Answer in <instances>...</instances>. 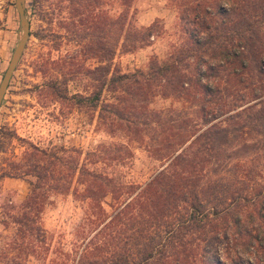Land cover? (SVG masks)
Returning <instances> with one entry per match:
<instances>
[{
  "label": "rangeland",
  "instance_id": "rangeland-1",
  "mask_svg": "<svg viewBox=\"0 0 264 264\" xmlns=\"http://www.w3.org/2000/svg\"><path fill=\"white\" fill-rule=\"evenodd\" d=\"M82 1L26 0L30 37L0 106V264H119L125 253L139 258V244H124L132 232L126 220L108 225L138 188L100 190L89 198L85 171L142 187L167 165V155L191 146L206 127L201 90L144 81L151 61L169 60L184 39L175 0L129 1L133 21L125 23L157 25L148 44L136 48L118 35L120 0ZM20 35L15 0H0V81ZM98 41L113 50L107 60L94 54ZM192 67L183 66L181 74L193 83ZM118 74L128 78L115 83ZM220 87L228 97L236 89L224 73ZM99 92L97 101L83 99ZM31 156L52 160L53 174L26 170ZM244 161L257 166L255 177L264 185V174L258 176L264 158ZM141 201H130L128 217Z\"/></svg>",
  "mask_w": 264,
  "mask_h": 264
},
{
  "label": "trees",
  "instance_id": "trees-1",
  "mask_svg": "<svg viewBox=\"0 0 264 264\" xmlns=\"http://www.w3.org/2000/svg\"><path fill=\"white\" fill-rule=\"evenodd\" d=\"M120 1L124 9L114 21L119 37L124 33L123 45L148 44L157 25L125 23L133 21L125 9L130 0ZM175 6L184 39L169 60L151 61L144 81L162 79L172 88L201 90L199 112L206 127L191 146L167 155V165L142 187L119 185L86 170V196L94 199L100 190L116 194L122 188L126 193L138 188L104 225L126 220L132 232L123 237L124 244L140 245L139 258L125 253L116 258L119 264H264V185L255 177L257 166L248 168L244 161L248 156L264 158V0H175ZM94 52L104 60L113 54L103 41L96 43ZM190 65L196 75L193 83L181 74L183 66ZM223 73L236 85L232 97L220 92ZM127 78L118 74L112 81ZM100 92L83 99L97 101ZM239 101L247 105L241 107ZM28 160L26 170L41 167L43 178L53 174L52 160ZM259 166L262 177L264 162ZM134 198L142 200L139 212L128 217ZM249 206L253 209L247 213Z\"/></svg>",
  "mask_w": 264,
  "mask_h": 264
},
{
  "label": "water",
  "instance_id": "water-1",
  "mask_svg": "<svg viewBox=\"0 0 264 264\" xmlns=\"http://www.w3.org/2000/svg\"><path fill=\"white\" fill-rule=\"evenodd\" d=\"M26 0H15V7L19 16V24L21 28V35L13 49L9 63L4 71L2 79L0 81V106L5 96L7 88L10 83V79L16 69V66L22 56L25 49V45L30 37V22L26 12L25 6Z\"/></svg>",
  "mask_w": 264,
  "mask_h": 264
}]
</instances>
